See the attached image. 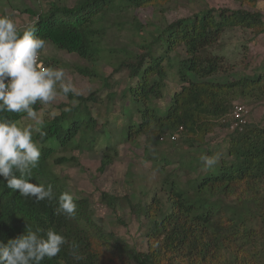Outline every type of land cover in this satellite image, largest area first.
<instances>
[{
	"label": "trees",
	"instance_id": "1",
	"mask_svg": "<svg viewBox=\"0 0 264 264\" xmlns=\"http://www.w3.org/2000/svg\"><path fill=\"white\" fill-rule=\"evenodd\" d=\"M171 1L75 0L72 6L52 2L45 11H30L35 17L30 27L56 49L95 64L100 60L99 41L108 29L110 16L119 18L130 11L164 6ZM234 1L252 8L256 4V0ZM121 24L118 21L116 25ZM134 24L140 25L136 20ZM236 28L249 29L256 35L264 33L261 13L242 7H205L157 29L150 42L140 45V52L128 53L113 69V73L125 72L131 82L121 92L119 115L113 117L125 123L120 125L118 140L134 142L143 138L145 160L157 171L164 172L172 164L164 154H156L164 137L172 147L178 144V136L189 149L200 146L214 127L229 129L235 101L264 98V68L231 81L213 80L223 71L224 61L210 49L227 30ZM179 46L184 56L173 61L171 54ZM168 70L174 71L181 88L170 97L166 112L159 114L153 105L165 97ZM76 72L87 78L97 77L94 70L85 67L76 68ZM107 82L102 79L103 89L111 87ZM112 97L111 93L107 95V103H114ZM67 100L72 104H60L59 113L43 121V127L33 134L41 155L38 166L26 177L32 183L51 185L57 198L66 190L56 168L78 164L74 157L59 153L91 151L98 137L105 134V125L98 130L90 109L99 100L95 91L76 96L70 93ZM33 108L37 112L40 103ZM0 115L17 124L26 117L24 113ZM240 128L229 129L226 161L208 168L202 177L183 183L177 174L168 171L160 180L158 192L147 203L100 194L101 202L111 211L125 205L138 219L147 245L145 252L103 232L94 223L86 199L73 198L76 215L68 219L56 213L57 200L36 202L23 198L3 182L0 243L23 234L30 225L42 229V234L53 229L68 242L56 257L46 258L41 264H264V126L246 121ZM124 131L125 136L121 134ZM173 134L175 139L171 140ZM106 138L100 172L114 161L120 142ZM193 159H179L177 169L195 170L197 160ZM77 229L82 235L80 240L71 234ZM73 243L84 257L79 262L71 254Z\"/></svg>",
	"mask_w": 264,
	"mask_h": 264
},
{
	"label": "rangeland",
	"instance_id": "2",
	"mask_svg": "<svg viewBox=\"0 0 264 264\" xmlns=\"http://www.w3.org/2000/svg\"><path fill=\"white\" fill-rule=\"evenodd\" d=\"M52 2L72 6L75 0H0V17L11 18L17 30H24L35 21V17L30 14V11L36 13L45 11ZM205 7L216 9L242 7L248 11L255 10L261 13L264 22V0H256L253 8L248 5H240L234 0H172L164 6H150L130 11L119 18L110 16L106 23L108 29L104 31L105 33L99 41L102 49L100 60L95 64L88 63L75 54L58 50L48 43L40 52V61L45 66L52 64L53 68H63L66 79L73 82L80 95H87L92 91L97 93L99 100L91 104L90 109L97 120L98 130L105 125V134L98 137L91 151L73 150L59 153L66 157H74L78 163L77 165L67 163L56 168L60 182L65 185L66 192L70 193L73 198L87 200L90 215L103 232L112 234L118 240H123L130 247L141 252L146 251L147 245L138 219L129 213L125 205L116 206L114 211H111V208L101 202L100 194L104 192L113 197L126 196L132 199V202L141 200L147 203L150 197L158 192L160 180L168 171L177 174L182 183L187 179L202 177L208 171V168H205L201 162L202 155L218 156L219 160L216 166L221 161L228 159L226 157V140L230 131L226 126L214 127L204 137V142L199 144L200 146H194L191 149L181 144L179 136L176 140L178 144L174 147L164 137V141L156 149V154H164L172 161V164L166 166L164 172L157 171L150 161L145 160L144 146L146 143L143 138H138L134 142L118 140L121 139L118 138L120 125H125V123H122L121 119L113 120V117L119 115L121 92L131 82L125 72L113 73V69L121 60H125L128 53L140 52V45L150 42L151 34L154 35L157 29L177 19L190 17ZM135 20L140 25L136 26ZM118 21L122 23L119 26L116 25ZM210 50L221 56L224 61L223 71L213 77L215 81H231L242 75L251 76L264 68V33L256 35L249 29H229ZM183 56L184 51L180 46L177 47L175 53L171 54L173 61H177ZM78 67L94 70L97 77L87 78L78 74L76 72ZM105 78L111 87L103 89L101 82ZM165 84L164 99L155 101L153 105L159 114L166 112L170 97L181 88L173 70H168ZM110 93L114 96L112 97L114 103H107V95ZM60 104L68 105L72 102L62 95L58 96L51 104H40L37 117L42 121L52 118L59 113ZM236 104L246 108L248 123L264 126V98L239 99L233 105ZM134 119L136 118L134 117ZM28 124H34V121L23 117L18 122L21 127ZM35 127L39 126H34L33 134L36 132ZM121 134L125 136V131ZM107 136H110L111 141H120L116 146L118 153L111 165L100 172V160L106 146ZM192 157L193 160H197L194 163L197 166L195 170L177 169L179 159L183 158L188 161ZM159 195L162 196L161 193ZM165 207L167 209L168 205ZM80 229H85V227ZM80 229L76 230L77 233H71L75 239L82 238Z\"/></svg>",
	"mask_w": 264,
	"mask_h": 264
},
{
	"label": "clouds",
	"instance_id": "3",
	"mask_svg": "<svg viewBox=\"0 0 264 264\" xmlns=\"http://www.w3.org/2000/svg\"><path fill=\"white\" fill-rule=\"evenodd\" d=\"M46 41L35 35L33 27L17 30L13 20L0 17V114H26L34 121L21 127L0 115V182L18 192L23 198L36 202L57 200L56 213L73 219L77 204L73 196L64 192L57 198L51 185L30 182L32 170L38 166L41 151L33 139L35 131L43 127L33 106L51 104L58 96L65 98L71 93L79 95L73 82L66 79L63 68L45 66L39 60ZM205 168L218 163V156L202 155ZM19 173V176H17ZM68 242L53 229L42 234V229L27 225L26 231L7 243H0V264H41L43 260L56 257ZM71 245L72 257L79 262L84 259Z\"/></svg>",
	"mask_w": 264,
	"mask_h": 264
},
{
	"label": "built area",
	"instance_id": "4",
	"mask_svg": "<svg viewBox=\"0 0 264 264\" xmlns=\"http://www.w3.org/2000/svg\"><path fill=\"white\" fill-rule=\"evenodd\" d=\"M40 60V59H39ZM247 110L244 106L236 104L234 105L231 113L229 114L230 126L229 129L233 130L243 126L246 122ZM171 140L175 139V134L170 136Z\"/></svg>",
	"mask_w": 264,
	"mask_h": 264
}]
</instances>
